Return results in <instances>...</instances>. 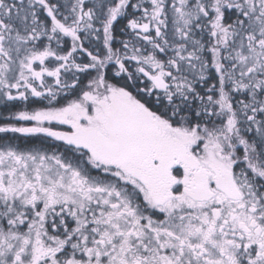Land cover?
Listing matches in <instances>:
<instances>
[{"label":"snow or ice","instance_id":"obj_1","mask_svg":"<svg viewBox=\"0 0 264 264\" xmlns=\"http://www.w3.org/2000/svg\"><path fill=\"white\" fill-rule=\"evenodd\" d=\"M0 264H264V0H0Z\"/></svg>","mask_w":264,"mask_h":264},{"label":"flooded vegetation","instance_id":"obj_2","mask_svg":"<svg viewBox=\"0 0 264 264\" xmlns=\"http://www.w3.org/2000/svg\"><path fill=\"white\" fill-rule=\"evenodd\" d=\"M119 25H117V33H116V36H117V42L119 41V39L121 38L122 34L119 33ZM126 38V37H125ZM33 140V142L36 144V146H39V141L36 140V138H31ZM55 147V142H50L48 144L45 145V148L51 150L52 148Z\"/></svg>","mask_w":264,"mask_h":264}]
</instances>
